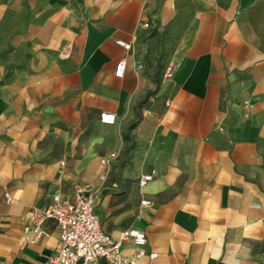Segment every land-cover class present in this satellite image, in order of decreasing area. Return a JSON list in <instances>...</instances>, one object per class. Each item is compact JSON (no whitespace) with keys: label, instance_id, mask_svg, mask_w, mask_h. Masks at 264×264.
<instances>
[{"label":"crops","instance_id":"1","mask_svg":"<svg viewBox=\"0 0 264 264\" xmlns=\"http://www.w3.org/2000/svg\"><path fill=\"white\" fill-rule=\"evenodd\" d=\"M254 1L0 0V264H47L57 226L29 242L26 214L77 182L104 232L144 231L157 256L137 264H264V48L243 18Z\"/></svg>","mask_w":264,"mask_h":264},{"label":"built area","instance_id":"2","mask_svg":"<svg viewBox=\"0 0 264 264\" xmlns=\"http://www.w3.org/2000/svg\"><path fill=\"white\" fill-rule=\"evenodd\" d=\"M144 26H147L145 23ZM116 44L129 49L130 44L116 40ZM126 63L124 59L115 65V76L121 77ZM174 67L167 64L163 71V80H170ZM168 104V103H166ZM245 104L246 101H245ZM249 109V105H246ZM115 121V114L104 110L99 114L101 124L110 125ZM118 155L111 152L100 158L101 165L106 169L111 160ZM156 171L152 169L143 174L140 184L153 179ZM7 202L10 201L8 192L3 193ZM96 194L89 183H74L68 194H55L51 203L44 207H31L27 214V223L23 228L24 237L32 242L36 237L45 235V224L53 221L58 229L59 243L47 264H137L142 257L154 259L157 253L146 249V236L144 231L133 227L120 229L115 236L103 231L99 216L95 210ZM148 199H141V206H150ZM130 242L134 246L131 255L123 253V245Z\"/></svg>","mask_w":264,"mask_h":264},{"label":"rangeland","instance_id":"3","mask_svg":"<svg viewBox=\"0 0 264 264\" xmlns=\"http://www.w3.org/2000/svg\"><path fill=\"white\" fill-rule=\"evenodd\" d=\"M243 18L251 25L258 43L264 48V0H255L244 12Z\"/></svg>","mask_w":264,"mask_h":264},{"label":"trees","instance_id":"4","mask_svg":"<svg viewBox=\"0 0 264 264\" xmlns=\"http://www.w3.org/2000/svg\"><path fill=\"white\" fill-rule=\"evenodd\" d=\"M156 88H157V87H156ZM133 126H134V124L130 125V127H129V128L131 129Z\"/></svg>","mask_w":264,"mask_h":264}]
</instances>
